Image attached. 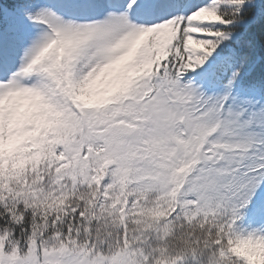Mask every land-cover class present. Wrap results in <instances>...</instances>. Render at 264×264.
Listing matches in <instances>:
<instances>
[{
  "label": "snow or ice",
  "instance_id": "6c2138e0",
  "mask_svg": "<svg viewBox=\"0 0 264 264\" xmlns=\"http://www.w3.org/2000/svg\"><path fill=\"white\" fill-rule=\"evenodd\" d=\"M0 264H264V0H0Z\"/></svg>",
  "mask_w": 264,
  "mask_h": 264
}]
</instances>
